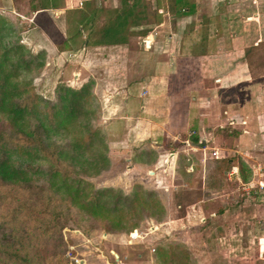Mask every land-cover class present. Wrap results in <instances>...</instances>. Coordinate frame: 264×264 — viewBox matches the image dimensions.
<instances>
[{"label":"rangeland","instance_id":"rangeland-1","mask_svg":"<svg viewBox=\"0 0 264 264\" xmlns=\"http://www.w3.org/2000/svg\"><path fill=\"white\" fill-rule=\"evenodd\" d=\"M34 1L0 0V17L7 24V27L3 29L5 36L3 43L9 48L24 46V49L19 52H13V54L16 53L13 58L16 66L22 70L24 56L33 58L34 63L28 61L30 67L25 74H21L28 83L30 94L57 102L60 87L67 86L80 90L83 86L89 85L93 94L96 95L99 108L90 105L92 110L97 111L93 118H90L91 127L102 132L106 145L103 148L102 143L98 141L96 148L87 154L93 156L90 163L98 160L99 169L94 171L91 168L92 165L86 162L78 164L75 167L79 173L78 176L93 184L96 189L114 188L120 190L122 194L132 193L135 184L140 183L147 190L158 194L166 210L165 215L159 219L154 215L155 213H149L142 220L136 221L131 231L109 232L106 229L110 226L109 219H94L86 215L75 202L66 197L62 189L58 188L59 179H52L47 175L35 176V184L48 191V194L41 196V200L46 201L50 198V194H53L54 206H56L53 207L54 211L62 212L64 215L60 221L63 228L62 250L65 252L68 264H158L155 254L159 245L166 247L174 245L186 250L190 264H264V190L260 189V185L264 183L245 185L237 180L236 174L231 175L233 167L236 166L233 163L228 170L217 175V180L220 182L211 181L214 184L212 185L208 182L207 175H211L212 170L217 167L209 162L215 155L210 156L206 163L209 166H206L202 162L204 156L198 152L186 154L198 159H189L188 165L194 164L195 168V171L188 175L189 178L184 177L182 173L181 175L177 173L175 177L170 170V167H173V157H170V154L178 151L176 141L166 139L162 136L163 133H154L153 141L140 143L139 138L143 137H140V134L132 133L131 137L126 134L122 136L123 132H111L108 129L110 120H114L116 116L113 117L110 114V102L106 103L104 96L99 95V91L105 90L107 95H110L109 98L114 96L117 98L120 96L119 92L121 96L127 95L122 90L128 87L125 83L129 74L127 72L129 60L136 62L132 65L133 82L129 88L131 92L142 88L141 74L150 75L149 65L156 59V53L145 50L143 40L149 31L153 32L157 26L133 30L135 34L133 33L129 38V42H133L131 49L133 55L124 47L91 48L85 51L81 41L78 46L72 45L69 41V36L75 33L73 14H71L77 11L74 0L68 4V7L73 9L72 12H67V21L70 18V23L67 24L66 16L63 15L61 19H58L56 16L53 18L44 15L45 13L33 21L35 14L32 13L31 5ZM185 2L191 4V0H185ZM225 3L227 15L225 19L217 20L218 33L225 35L219 45L238 55L242 53L244 43L249 45L247 49L251 57L249 71L252 75L250 77L264 78V0H225ZM57 4L58 7L65 5L62 1ZM96 6L94 2L89 9L85 8V10L91 11ZM120 6L119 3L113 6L104 4L101 8H97L105 12L98 19L95 29L103 28L108 21L109 12ZM203 7H206V4ZM19 9L26 18L19 17ZM150 14L151 18H155L152 12ZM256 14L258 16L255 19ZM168 29L170 28L165 27V31ZM162 39L166 38L163 36ZM37 41H39L38 45H36ZM216 48L217 46H212L210 52L216 51ZM168 49L169 46L165 48V50ZM38 54H42L43 57L37 58ZM175 61L177 72L168 75L166 81L162 83L159 81L154 83L148 90L160 94L166 84L164 94L169 96L183 94L186 97L185 110H193L192 96L197 97L203 94V90L216 89L220 85L217 82V71L212 70L213 66L218 64V59L207 60L197 57L185 59L178 56ZM242 71L246 70L242 69ZM262 80V89L253 86V90L243 88L238 92L240 86H237L229 90V93L216 89L221 97L219 104L221 110L227 106L226 102L232 100L234 103L238 102L234 95L241 98L249 97L248 102H253L252 99L257 102L260 99L264 101V79ZM244 91L246 94H242ZM228 94L232 100L226 101L224 98ZM27 116H31L27 122L33 124L32 114ZM172 130L173 133H177L175 126ZM260 136L258 139L260 145L257 147L253 146L255 137L246 143L238 141L237 137L233 138L230 142L231 146H228L231 151H224L222 154L218 152L220 155L216 152L215 158L234 159L240 156L247 160L250 156L256 158L258 155L260 159L255 161L257 166L253 168L252 163L248 165L257 176L264 172L262 171L264 169V133ZM63 140L71 145L70 138L59 139L57 142L62 144ZM225 141L227 139L221 140L222 143ZM154 142H159L161 146H157ZM171 145L173 148H169ZM70 150L73 153V150ZM101 152L104 154V162L101 161L103 157H99ZM146 152H153V155ZM248 152H250L249 157H246L245 154ZM43 163L49 166L47 162ZM45 165L42 169L46 171ZM86 170L88 173L85 172ZM75 174L76 172L73 173ZM0 225H2L1 238L9 231V225L3 218H0Z\"/></svg>","mask_w":264,"mask_h":264},{"label":"trees","instance_id":"trees-1","mask_svg":"<svg viewBox=\"0 0 264 264\" xmlns=\"http://www.w3.org/2000/svg\"><path fill=\"white\" fill-rule=\"evenodd\" d=\"M120 4V8L109 12L108 21L100 30L95 28L105 10L94 8L85 11L84 8L72 12L75 28V33L69 36L72 45L78 46L80 41L82 46L126 45L134 29L155 26L160 22L154 12L155 18H151L150 6L145 0H120ZM175 5L174 8L170 4V10L177 16L193 11V6L185 0H176ZM6 27L0 17V218L9 225V231L0 238V264H68L62 250L60 221L64 215L54 211L53 194L48 200H41L48 191L35 184V176L59 179L58 188L86 215L94 219H109L110 226L106 227L109 232L131 231L135 222L149 213H155L157 219L163 217L166 210L158 194L140 183L135 184L132 193L122 194L114 188L96 189L78 176L75 169L78 164L86 162L94 171L99 169L98 160L90 163L93 156L87 154L96 148L98 141L103 148L106 145L102 132L91 127L90 118L97 111L90 105L99 108L96 95L89 85L80 90L60 87L57 102L30 94L28 83L21 74L30 67L28 61L34 63V60L24 56V69L16 66L13 58L24 46L9 48L4 45L3 29ZM197 42L194 41L195 44ZM205 46V43H200V54L205 53ZM247 51L250 67L251 57ZM42 57V54L37 55V58ZM31 114L33 124L27 122L31 119L27 115ZM68 138L71 145L65 140L62 144L57 142ZM172 145L169 148H173ZM176 145L179 146L178 143ZM99 155L104 162V154L101 152ZM189 159L198 160L193 155L180 156V172L184 177L195 171L193 166V171L188 172ZM214 159L209 160L217 165L212 174L207 175L209 183L218 181L217 175L228 170L233 163L239 170L241 181L244 184L250 182L253 170L247 160L240 156ZM43 165L46 171L42 169ZM156 252L158 264H190L188 253L179 246L159 245Z\"/></svg>","mask_w":264,"mask_h":264},{"label":"crops","instance_id":"crops-1","mask_svg":"<svg viewBox=\"0 0 264 264\" xmlns=\"http://www.w3.org/2000/svg\"><path fill=\"white\" fill-rule=\"evenodd\" d=\"M59 1H62L65 5L58 7L57 3ZM71 2H73V0H35L31 5L33 7L31 8L32 13L35 14L33 16V21H35L38 16L45 13L44 15H49L53 18L56 16L58 19H61L64 15L66 16L67 24V12H72L73 9L68 7V4ZM94 2L97 4L95 8H101L104 4H110L111 6L118 3L120 4V0H74L76 5L75 9H89L90 5L94 4ZM145 2L150 5L149 13L154 12L160 19L159 24L155 25L157 27L154 31H149V34L147 33V37L143 40L145 50L156 53V59L149 65L148 72L150 75H147V73L141 74L140 81L143 86L140 90L131 92L132 90L129 88L133 82L132 65L136 64L133 60H129L127 62V72H129V74L126 78L127 82L125 83V85L128 86V90H122L127 95L121 96L122 94L119 92L118 95L120 96L117 98L116 96L109 98L110 95H107L105 90L99 91V95H101V97L102 95L104 96L106 103L110 102V114L113 117L116 116L114 120H110L111 122L108 125V129L111 132H123L122 136L126 134V136L131 137L132 133L140 134V137L143 136L139 138L140 143L148 140L153 141L152 138L154 137V133H163L162 136L166 139L176 141L179 144L178 151L175 153L171 152L172 154H170V157H173V167H170V170L175 174V177H177V173L181 175V155H186L190 152L202 153L204 156L202 162L206 164L210 156H213L215 152H220L222 154L224 151H231L228 149V146H231L230 142L233 138L237 137L238 141L246 143L252 141V137H255L253 146H259L260 143L258 139L261 137L260 135L264 133V110L262 111L264 101L261 99L258 100L259 98H257L258 102L253 99V102H248L249 97L241 98V96L234 95L235 99L238 101L237 104L234 103V100H232L230 94H228L224 99L226 101L231 99L232 101L226 102L227 106L224 107L223 110H221L219 105L221 97L216 89L223 90V93H229V90L237 86H240L238 92L243 88L251 90L253 86L262 89V79H264H252L250 77L252 74L249 71L246 59V50L250 47L249 45L244 43L242 53L240 52L239 55L219 45L221 43L220 41L224 40L225 35L220 32L218 33L219 24H217V20L219 18L225 19L227 15L225 10L227 4L225 0H191L190 5L193 6V11L183 16H177L174 11L170 10V4H173L174 8L176 7L174 0H145ZM204 3L206 7H203V5H205ZM41 4L47 7H43ZM88 9L85 11H89ZM19 12V17L23 19L26 15L22 13L21 9H19ZM257 16L256 14L255 19ZM171 23L172 26H170ZM165 27H169L170 29L165 31ZM142 28L145 27L136 29ZM217 33L218 37L216 39ZM85 35L86 33H84V36ZM163 36L166 39H162ZM194 41H198L197 44H195ZM212 42L218 44H212ZM200 43H205V53H199ZM38 44L39 41L36 42V45ZM132 45L133 42H129V44L126 45L107 47L85 46L84 48L86 51L91 48L111 49L124 47L132 54ZM254 45L255 44H253V46ZM167 46H169V49L165 50ZM212 46H217L216 51L210 52ZM178 56L185 59L194 57L207 60L218 59V64H215L212 70L217 71V82L220 83V85L217 86L216 89L212 88L211 90L209 88L203 90V94L197 97L192 96L191 101L193 105L191 107H193V110H185L184 100L186 97L183 94L180 96H169L164 94L166 84L164 88L161 89L160 94L148 90L154 83L158 81L162 83L166 81L165 79H167L168 75L170 76L177 72L175 58L177 60ZM235 58L237 59L234 60ZM242 69L246 71L243 72ZM238 73L241 76H239ZM253 89L254 88H252V90ZM242 94H246L245 91L242 92ZM112 101L114 103H112ZM173 126L176 127V134L173 133ZM196 137H198V141ZM225 139H227V141L222 143L221 140ZM158 140H160V138H158ZM154 143L157 146H161L159 142ZM249 154L250 152L246 153V157H249ZM248 159L247 161L252 163V167L255 168V166H257L255 165V161H258L260 157L256 155V158L250 156ZM193 166L194 164L189 165L187 169L188 172L193 171ZM232 171L236 173V179L241 181L237 166H234ZM254 175L253 172L250 182L245 185H253L257 182L264 183V172L259 173L257 176ZM244 190H246V188H244ZM260 241L262 242V239Z\"/></svg>","mask_w":264,"mask_h":264},{"label":"built area","instance_id":"built-area-1","mask_svg":"<svg viewBox=\"0 0 264 264\" xmlns=\"http://www.w3.org/2000/svg\"><path fill=\"white\" fill-rule=\"evenodd\" d=\"M216 154H217V153L215 152L214 155H216ZM262 171H264V169H263ZM235 174H236V173L233 172L231 175H235ZM260 189H261V190H264V185H263V184L260 185ZM262 247H263V245H262ZM261 253H263V251H262ZM261 255H262V254H261Z\"/></svg>","mask_w":264,"mask_h":264}]
</instances>
